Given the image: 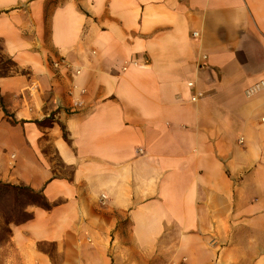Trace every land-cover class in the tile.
Here are the masks:
<instances>
[{
    "label": "crops",
    "instance_id": "crops-1",
    "mask_svg": "<svg viewBox=\"0 0 264 264\" xmlns=\"http://www.w3.org/2000/svg\"><path fill=\"white\" fill-rule=\"evenodd\" d=\"M0 52L19 264H264V0H0Z\"/></svg>",
    "mask_w": 264,
    "mask_h": 264
},
{
    "label": "trees",
    "instance_id": "trees-1",
    "mask_svg": "<svg viewBox=\"0 0 264 264\" xmlns=\"http://www.w3.org/2000/svg\"><path fill=\"white\" fill-rule=\"evenodd\" d=\"M16 70L15 64L8 59H4L0 52V77L9 76L11 72ZM0 108L3 109L8 121L11 124H18L13 115H11L4 106V99L0 95ZM64 138L68 141V136L64 132ZM15 197V204L20 209L18 212L23 219L15 222V226L26 224L34 219L33 213L28 211L29 208H38L44 211H51L54 205L46 198L43 191L37 192L31 188L24 186H15L0 182V203L4 202L8 197Z\"/></svg>",
    "mask_w": 264,
    "mask_h": 264
},
{
    "label": "rangeland",
    "instance_id": "rangeland-1",
    "mask_svg": "<svg viewBox=\"0 0 264 264\" xmlns=\"http://www.w3.org/2000/svg\"><path fill=\"white\" fill-rule=\"evenodd\" d=\"M52 165L56 167L62 175H70V169H64L57 159L53 156ZM20 209L15 204V197H8L4 202L0 203V264H19L18 256L15 250L9 246V242L12 235V229H14L15 222L23 219L19 214ZM30 208L28 209V211ZM11 221H15L10 223ZM40 249L49 253L55 251L54 245L44 244L40 245Z\"/></svg>",
    "mask_w": 264,
    "mask_h": 264
},
{
    "label": "built area",
    "instance_id": "built-area-1",
    "mask_svg": "<svg viewBox=\"0 0 264 264\" xmlns=\"http://www.w3.org/2000/svg\"><path fill=\"white\" fill-rule=\"evenodd\" d=\"M54 66H55V68H57V69H61V68H63V67H66L67 65H66V61H65V60H60V61L55 62V63H54ZM124 70H126V68H125ZM192 85H193V84H190V86H192ZM260 86H264L263 83L260 84V85L255 86L254 88H252V89L248 92L249 95H252L254 92L258 91V90L260 89ZM263 123H264V119H263Z\"/></svg>",
    "mask_w": 264,
    "mask_h": 264
}]
</instances>
